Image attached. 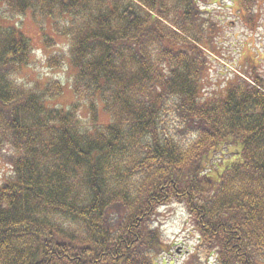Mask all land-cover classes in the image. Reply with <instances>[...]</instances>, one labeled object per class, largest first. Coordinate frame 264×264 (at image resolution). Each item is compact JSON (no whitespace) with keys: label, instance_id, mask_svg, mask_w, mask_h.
Returning <instances> with one entry per match:
<instances>
[{"label":"trees","instance_id":"trees-1","mask_svg":"<svg viewBox=\"0 0 264 264\" xmlns=\"http://www.w3.org/2000/svg\"><path fill=\"white\" fill-rule=\"evenodd\" d=\"M227 1L0 0V264H161L172 204L191 257L264 264V73L203 91ZM237 1L253 29L257 0ZM24 15L66 39L47 63L67 57L68 105L59 79L21 80Z\"/></svg>","mask_w":264,"mask_h":264},{"label":"rangeland","instance_id":"rangeland-1","mask_svg":"<svg viewBox=\"0 0 264 264\" xmlns=\"http://www.w3.org/2000/svg\"><path fill=\"white\" fill-rule=\"evenodd\" d=\"M231 7H216L221 19V30L216 38L218 48L217 52L212 53L209 58L208 71L204 75V93L223 89L227 78L233 75H242L254 72L264 73V0H257L256 25L253 29L244 24L240 19L238 1L232 0L225 2ZM214 9V8H211ZM253 8V12L255 13ZM240 17V18H239ZM22 19V20H21ZM20 25L22 30L31 38L35 61L30 67L23 69L21 80L27 83L44 82L45 80L59 79L63 84V93L61 97L52 104L68 105L73 101V92L71 90L72 70L67 64V57L63 64L59 63L52 67L47 63V57L58 53L66 54V39L54 36L56 44L44 46L40 36L38 26L33 22L29 15H24ZM215 21H217L215 19ZM219 27L220 24L217 21ZM53 34L52 31H49ZM247 78V77H246ZM230 160L223 158L216 159L215 166L220 170L222 166ZM0 181L6 175L9 168L0 159ZM222 161V162H221ZM4 175V176H3ZM157 224L160 227L165 240L163 247L166 252L161 255V264H216L215 259L211 258L209 262H203L202 259L191 257L197 244V232L193 227L191 217L180 205L172 204L159 208L156 213Z\"/></svg>","mask_w":264,"mask_h":264}]
</instances>
